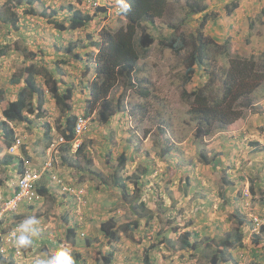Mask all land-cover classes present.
<instances>
[{
  "label": "rangeland",
  "instance_id": "1",
  "mask_svg": "<svg viewBox=\"0 0 264 264\" xmlns=\"http://www.w3.org/2000/svg\"><path fill=\"white\" fill-rule=\"evenodd\" d=\"M6 1L0 0L2 13L7 12ZM236 1L239 6L229 13ZM69 2L91 14H95L97 5L111 7L107 13L94 15V20L84 29L61 31L49 22L51 16L42 13L51 14L53 7L59 9ZM202 3L203 11L212 14L204 33L217 45L228 44L231 57L254 58L255 68L264 69V0H202ZM30 7L36 8L38 14L28 13ZM113 11L114 0H34L32 4L14 6L12 12L19 18L16 25L0 21V50L5 51L0 56V92H3L0 110L4 106L2 99L15 98L19 89L12 83V77L19 75L30 62L62 70L60 90L76 79L81 89L86 84L84 67L89 65L94 73L98 67L95 61L100 49L93 44L101 43L99 31L104 27L119 29L127 24L125 15L115 13L111 18ZM57 16L59 21L66 22L69 12L60 9ZM202 16L201 13L189 15L185 0H169L161 18L145 20L143 25L159 37L171 33L172 23L184 21L179 31L190 33L197 29ZM70 38L76 45L67 42ZM87 44H92L89 51L85 49ZM68 46L81 48L79 62L72 59L75 54L68 51ZM220 50L211 53L206 67H197L186 85L189 91L208 81L214 86L221 84L211 81L208 70L230 67L231 59ZM184 53L176 54L155 42L138 63L141 67L138 76L151 84L150 98L146 101L135 90L126 89L123 81H118L110 96L115 103L119 96H125L119 112L109 122H101L97 109L94 114L90 111L91 121L81 138L85 143L84 154L90 161L82 155L77 158L81 161V168L75 169L77 187L64 199L46 193L42 200L27 206L26 211L42 218L44 223L36 241L38 253L24 264H34L38 256L43 258L50 253L56 246L49 248L47 243L54 241L72 249L76 264H105L101 251L114 252L110 264H146V256L150 264H211L208 253L214 252L220 238L239 228L237 217L243 216L247 223L243 225L242 244L234 243L229 249L233 257L221 264H264V81L254 87L252 108H243L240 118L224 129L214 126L209 134L198 136L191 103L182 95ZM86 78L91 81L95 75ZM39 81L43 85L44 78L39 76ZM241 86L251 88L252 81ZM51 101L49 115L57 128L63 115ZM139 103H146L147 109ZM73 111H78L76 105ZM41 131L44 144L50 135L44 128ZM28 132L31 134V126ZM122 153L127 154L128 163L119 171L117 165ZM203 156L212 162L206 164ZM17 164L16 159L12 166ZM134 170L137 175L133 178H139L140 183L128 179L125 194L115 186L114 178L123 171L127 178ZM131 204L138 205L140 213H135ZM27 215L21 211L20 219ZM147 215L151 216L149 220L139 218ZM111 219L120 234L119 240L106 239L100 231L102 222ZM128 221L132 222L131 226L135 221L140 225L124 230ZM68 227L75 228V233L68 236ZM44 230L48 236L43 235ZM185 231L191 232L190 238L196 240L197 249L180 248ZM87 238L91 241L89 245ZM71 239H75V244ZM8 254L6 250L5 256ZM7 258L0 255V264H6Z\"/></svg>",
  "mask_w": 264,
  "mask_h": 264
},
{
  "label": "trees",
  "instance_id": "2",
  "mask_svg": "<svg viewBox=\"0 0 264 264\" xmlns=\"http://www.w3.org/2000/svg\"><path fill=\"white\" fill-rule=\"evenodd\" d=\"M33 1L34 0H17L16 2L15 0H7V12L2 13L0 11V21L3 23H13V26L16 25L19 18L12 12L13 7H21L25 5V3L32 4ZM128 2L131 5V10L126 15V26L119 29L104 27L100 30L101 43L95 41L93 44L100 49L95 61L98 62L96 73L92 72V68L89 65H86L82 72L85 78L92 76V74L95 75L91 84V88L93 89L92 104L95 105V107L97 105L99 121L109 122L111 117L121 109L125 96H119L116 103L110 96L118 81H123L126 89L131 88L135 90L136 93L146 99V101L150 98L151 94H153L151 84L138 76V72L141 70V67H138V63L142 57H146L150 46L155 42L161 47L172 49L176 54H182L184 53L183 51H185L184 61L186 67L184 75L182 76L184 86L182 95L191 103L190 112L192 118L197 123L198 136L209 134L214 126L217 127V129H224L228 124L240 118L243 113V108L253 107L251 95L255 90L254 87L264 81V69L260 70L255 68L256 62L254 58L231 57L228 44L217 45L210 36L204 33V27L212 17V14L207 12V10L203 11L202 7L205 5L202 3V0H185L189 15L199 13L203 15L194 32H180V27L184 22L180 21L179 24L172 23L169 26L172 29L171 33L159 37L147 30L148 28L143 25V22L145 20L152 22L156 17L161 18L167 10L169 0H128ZM238 6V1L234 2L229 9V13ZM110 7L109 4L97 5L96 11L94 12L95 14H91L89 11L87 12L80 8H76L74 4L71 3L62 8V10L66 8L72 11L68 16L67 25L64 21H59L57 17L48 18V20L56 29L61 31H67L70 28L84 29L94 20V15H97L99 12L107 13ZM28 11V13L31 14L38 13L33 7H30ZM57 12L58 11L54 10L51 16L55 15ZM114 16L115 11L111 14V18ZM250 26H253L252 21ZM87 45L90 47L92 44ZM67 49L68 51L72 50L76 59L79 58L80 53L78 48L76 53L75 47L73 46H68ZM217 49H221L220 52L225 54V57L231 59L229 68L228 66H219L218 69H216L209 66L210 69L208 70L210 72L211 81H215V84H221L214 86V83L208 81V84L206 83L196 90L189 91L186 85L190 83L195 72L194 66L196 64L201 66L206 62L208 63L211 53ZM3 54H5V51L0 50V56ZM77 61L79 62L80 59ZM249 65L252 68H248ZM223 75L225 78L227 76V79H222ZM39 76L44 78L43 85H41L39 81ZM56 76H58V74L55 69L53 70L46 66H40L37 62H30L19 75H14L12 77V83L18 85L19 89L16 90L14 94L15 98H12V100L2 99L4 106L1 109V113L4 119L0 121V129L4 132V139L0 141V165L8 166L17 159L13 154L4 153L5 146H9L14 139V129L10 125V122L31 123L32 118L28 116V113H34L37 110L38 112L36 115L39 117V114L46 110L43 106L46 103V91L54 99L61 112L66 114L64 127L62 129L60 128V133L67 139H72L74 137L76 116L72 113L71 104V101L74 99V92L71 87L60 90L62 82L59 80L60 78H56ZM249 80L252 81L251 88H243L241 85ZM44 86H46V88H44ZM223 87L224 89L222 90ZM0 94L3 95V92H0ZM138 105L142 106L145 110L147 109L146 103H139ZM69 147V145H64L61 149L63 152L61 158L63 164L72 166L74 169H80L81 161L77 160V158L81 155L83 158L90 161L88 156L84 154V142L80 145L76 156L69 154ZM170 150L171 149H167V151ZM203 160L206 164L212 162L206 159V156H203ZM127 163L128 156L126 153H122L119 157L117 169L122 171L125 169ZM17 167L19 171H22L23 166L21 158L18 160ZM124 172L125 171H123L119 177L114 178V183L121 192L126 194L128 188L127 180H134L133 177L136 176L137 173L134 170L129 174V177L125 178ZM144 174L146 175V173ZM138 179L134 180L137 185L140 183ZM2 183L0 179V184ZM39 190L41 193L49 191L48 188L44 186H41ZM121 199L123 198L121 197ZM131 205L135 213H140L138 205ZM143 208L147 209L146 205H143ZM142 217L146 220L151 218L150 215L141 216L139 218ZM237 219L241 224L239 228L234 233L229 232L224 238H220L216 242L214 252L211 254L208 253V259L211 264H221L230 257L232 258L233 255L229 252V249L234 243L242 244V230L243 225L247 223V219L244 216L237 217ZM114 223L113 219L102 222L100 231L106 236V239L119 240L120 234L114 229ZM131 223V221L126 222L123 229H130L132 226L139 227L140 225L138 221H135L132 226ZM262 228L264 230V226H262ZM68 229V236L70 232L75 233V228L69 227ZM2 230L5 231V227H2ZM190 236L191 232H183L180 243L181 249H197L196 240H192ZM71 241H73L72 244H75V239H71ZM86 241V245L91 243L90 238H87ZM101 253L103 255L102 260L105 264L113 262V251L108 253L101 251ZM145 263L150 264L149 256L145 257ZM6 264H13L12 260H8Z\"/></svg>",
  "mask_w": 264,
  "mask_h": 264
},
{
  "label": "clouds",
  "instance_id": "3",
  "mask_svg": "<svg viewBox=\"0 0 264 264\" xmlns=\"http://www.w3.org/2000/svg\"><path fill=\"white\" fill-rule=\"evenodd\" d=\"M114 2H115V13H116V15H118V16L125 15L126 16L127 13L130 12L131 5L128 2V0H114ZM37 14H31V15H37ZM98 35H99V37H101L100 31H99ZM98 43H100V42H98ZM93 46H95V45H93ZM151 46H150L149 50L151 49ZM91 47H92V45L90 47H88V45H87V47L85 49H87V51H89V49ZM79 49H81V48H79ZM96 49H98V48L96 47ZM204 64H206V63H204ZM204 64H202L201 66L196 64L194 66L195 70L197 69V67L204 68L208 65L207 64L205 66ZM59 71L60 70L58 69V71H57L58 76L56 78H59L63 73L62 70H61V72H59ZM194 74H195V72H194ZM84 79L86 80V84H83L81 89L79 88V86H81V85H80V81L78 79H77V81L75 80V83H73V84H70V85L67 84V87H71L73 92H74V99H73V101H71L72 111H73L75 105L77 106V109H78V111L72 112L76 116V121L74 124V137L72 139H67L64 135H62L60 133V128L62 129L64 127L66 114L62 113L61 110L59 109L60 113H62V115H63L62 116L63 120L60 122L59 125H57V132H55L53 135H51L52 138L49 142V147H51V144L54 142V140L58 136H63L67 140V143L61 144L62 147L64 145H69L70 146L69 147V152H70L69 154L75 155V156L77 154V151H78L80 145L83 143L81 138H82V135L84 134V132L86 131L85 130L83 132V134L79 137V143L77 144L76 150L74 151L73 150L75 148L74 140L76 138L75 125H76L79 117L89 118V122H90L91 116H92V113H90V111H95L97 109V105L95 107V105L92 104L93 89L91 88V84H92L93 80L90 81L88 78H85V77H84ZM61 85H62V83H61ZM91 90H92V92H91ZM79 95L82 97L81 99H79ZM45 96H46V101H48V102H50V100L54 101V99L51 97V95L47 91H46ZM54 103L56 104L55 101H54ZM49 110H51V109H49L47 106L46 111L49 112ZM36 114H37V112L28 113V116H30V118H32L33 122L36 121V118H34ZM38 118H41V117H38ZM3 119H4V117L1 120H3ZM89 122H88L87 127L89 126ZM10 125L13 127L14 126L13 122H10ZM13 129H14V127H13ZM55 134H56V136H55ZM17 138H15V140L9 146H5L6 151L8 153H12V152H10L9 148L13 144L16 143ZM59 146L57 147L58 152H56V153L54 152V154H53L55 161H54V165H53L52 169L46 170L45 172H43L42 175L39 178H37L35 181L36 182V189L38 192V198H36L32 201L22 200L20 203V206L16 212H14L12 214H8L3 219L0 220V255L3 257H8L7 260H12L13 264H14V262L17 264H24L26 259L33 258L36 255L33 248L35 247L36 241L41 236V233H42L41 220L36 215H27V216H24V218L22 220L20 219V213L22 210V206L23 205L28 206V205H31L33 203L38 202V200H42L43 196L48 192L41 193L39 188H41V186L48 188L47 181L55 184V186H58L64 195H68L71 192V190H73L74 188L77 187V183H75L77 181V178H73L71 181H68L67 178L65 176L61 175L57 169L58 165H60L62 162V159L60 160L57 157V154L59 152H62L61 151L62 147H60L61 148L60 149ZM50 154L51 153L49 152L48 156H50ZM46 160H47V155L45 156L44 160L38 164H35V165L23 164L22 165L23 169H22V171L21 170L19 171L17 181L15 184L12 185L11 191L9 194L5 193V195H3L2 191H1L2 190L1 189L2 184H0V199L5 200V199H8L10 197H13L16 194V192L18 190V181L20 179V176L23 175V172L25 171V169L27 167L34 168L36 170H41V168H42V166ZM3 166H5V165H0V168H2ZM8 166H5V167H8ZM76 176H77V174H76ZM56 177H57V179H54ZM59 180H60V182H59ZM66 186H68L70 188V190H65ZM48 190H49V188H48ZM21 217H23V216H21ZM2 227H5L6 230L3 231ZM12 229H14L12 234H11L13 239L11 240V243H9L7 241V235L9 233V231H11ZM16 249H17V251L21 250L22 254H17ZM6 250L9 252L8 256H5ZM34 264H76V259L73 255L72 249L69 246L59 244L54 249H52L50 251V253H46L43 258L38 256L34 260Z\"/></svg>",
  "mask_w": 264,
  "mask_h": 264
},
{
  "label": "crops",
  "instance_id": "4",
  "mask_svg": "<svg viewBox=\"0 0 264 264\" xmlns=\"http://www.w3.org/2000/svg\"><path fill=\"white\" fill-rule=\"evenodd\" d=\"M69 3H71V2H69ZM63 7L64 6H61L59 9L53 7V9L56 11H59ZM65 9H63L62 11H64ZM35 10H36V8H35ZM54 10H52L51 14H45V12H43L42 14L45 15L46 17L51 16L53 14ZM67 11L69 12V15L72 13L71 10H67ZM241 12L244 14V11L241 10ZM57 15H58V12L55 15L51 16V18H55V17L58 18ZM67 20H68V18H67ZM67 20H66V22L64 20H61V21H64L65 24L67 25L68 24ZM52 26H53V24H52ZM67 42L72 43L73 45H76L75 43H73V39H71V38ZM78 50H80V49L78 48ZM76 52H77V47H75V53ZM72 59L77 61V59H75V56H73ZM76 81H77V79H76ZM81 98L82 97L79 95V99H81ZM52 103L53 102L51 100H50V102L46 101V103L43 105L44 109H47V106L50 109ZM36 112H38V110ZM94 112L95 111H93V114H94ZM49 114H52V112L51 111L48 112V111L44 110L43 113L39 114L40 115L39 117H41V118H38L37 115H35L34 118H36V121H34V122L33 121L31 123L13 122V125H14L13 126L14 127V139H13V141L15 140V138L18 137V138H21L22 143L17 148L15 153H9V154H13L17 158V160H19L21 158L22 159V165L23 164H29V165L38 164L44 160L46 155H47V158H49V156H48V154L50 152L49 142L52 138L51 135H53L55 132H57V128H56L55 124L52 123L51 115H49ZM2 118H3V116H2V113L0 110V120ZM29 126L32 127L31 134H29V132H28ZM43 128L45 129V133L50 135L49 141L44 143V144L41 143V138L43 135V132L41 130ZM55 136H56V134H55ZM3 139H4V132H3V130L0 129V141ZM3 146H5V145H3ZM60 147H62V145H60L59 148ZM5 152L8 153L6 151V148H4V153ZM62 154H63V152H59L57 154V157L60 160L62 158ZM15 161L11 165H9L8 167L3 166L2 168H0V178L2 179V182H3L1 185L2 186L1 191H2L3 195H5V193L9 194L11 191L12 185L15 184L17 181L19 170H18L17 166H15V167L12 166L15 163ZM57 169L61 175L65 176L67 178L68 181H71L73 178H76L75 169L72 168L71 166L67 165V164H63V162H61V164L58 165ZM47 186L49 188L48 193L50 195H52L54 198L57 197L56 195H60L63 199H64V196H66L61 192V190L58 186H55V184L47 181ZM44 203H45V200L43 202H41L39 205L43 206ZM27 209H28L27 205L22 206L21 211L23 212V215L27 214V213L29 215H31V213L26 211ZM40 220H41V223L42 222L44 223V220L42 218H40ZM44 232H45V230L43 231V235L48 236V233L47 232L44 233ZM51 235H52V233H51ZM44 243H47V242L44 241ZM47 244L50 246L49 248L53 247L54 245L57 246V242H55V241H54V243L49 242ZM38 249H39V246H37V245H35V247L33 248L35 253H38ZM46 249L47 248L45 247L44 250H46Z\"/></svg>",
  "mask_w": 264,
  "mask_h": 264
},
{
  "label": "built area",
  "instance_id": "5",
  "mask_svg": "<svg viewBox=\"0 0 264 264\" xmlns=\"http://www.w3.org/2000/svg\"><path fill=\"white\" fill-rule=\"evenodd\" d=\"M88 122H89V118L79 117L75 125L76 138L74 140L75 143V148L73 149L74 151L76 150L77 144L79 143V137L83 134V132L87 128ZM21 143H22L21 138H17L16 143L9 148L10 152L15 153V151L17 150V148L20 146ZM64 143H67V140L63 136H58L51 144L50 147L51 154L43 164L41 170H36L34 168L27 167L23 172V175L20 176V179L18 181V190L16 194L13 197H10L5 200L0 199V220L3 219L8 214H12L16 212L22 200L32 201L38 198V192L36 189L35 181L37 178H39L42 175L43 172L52 169L55 161L53 154L54 152L55 153L58 152L57 147ZM54 179H57V177ZM65 190H70V188L66 186ZM13 230L14 229L9 231L7 235V241L9 243H11V240L13 239L11 235ZM16 252L17 254H22L21 250L17 251L16 249Z\"/></svg>",
  "mask_w": 264,
  "mask_h": 264
}]
</instances>
